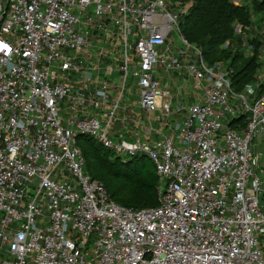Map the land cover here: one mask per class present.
I'll return each mask as SVG.
<instances>
[{"label":"built area","instance_id":"1","mask_svg":"<svg viewBox=\"0 0 264 264\" xmlns=\"http://www.w3.org/2000/svg\"><path fill=\"white\" fill-rule=\"evenodd\" d=\"M182 12L168 0H0V264H264V94L237 92L228 64L205 62ZM116 55L120 90L101 66ZM129 78L146 116L132 140L113 132ZM78 135L146 155L158 204L112 201Z\"/></svg>","mask_w":264,"mask_h":264},{"label":"trees","instance_id":"2","mask_svg":"<svg viewBox=\"0 0 264 264\" xmlns=\"http://www.w3.org/2000/svg\"><path fill=\"white\" fill-rule=\"evenodd\" d=\"M168 1L174 5L178 0ZM263 7L264 0L253 3L255 11ZM249 17L246 7L236 6L230 0H193L191 8L179 20L184 38L200 48L207 64L229 61L234 72L232 86L237 92L254 82L259 63L255 50L258 43L255 47L250 45V54L246 55L242 47L244 39L233 29L235 23L245 26ZM261 86L264 89V85ZM76 143L85 159V171L103 185L112 201L133 209L152 208L158 204L159 179L146 155L115 156L86 135H78Z\"/></svg>","mask_w":264,"mask_h":264},{"label":"rangeland","instance_id":"3","mask_svg":"<svg viewBox=\"0 0 264 264\" xmlns=\"http://www.w3.org/2000/svg\"><path fill=\"white\" fill-rule=\"evenodd\" d=\"M232 4L236 5V6H240V7H246L249 11V22L243 26L241 23H238L240 26H242V39H244V42H246L244 44V47L242 45V47L244 48V50L246 51V46L250 47V45H252L253 47H255V45L258 43L257 48H255L256 50V56H257V61L258 63V68L254 73V82L252 83L253 85V92L256 96H262L264 94V89L261 85H258V87H256L255 85V80L257 79V77H260V79H262L263 84L264 85V54L261 53V51H264V41H263V37H264V7L261 11H255L253 8V3H258L260 1L263 0H230ZM193 5V0H178L175 4V9L183 11L181 15H185L188 10L191 8V6ZM182 17V16H181ZM236 23L233 25V29L235 27ZM98 42H99V46H103V47H110L109 43H106L104 41V39L102 38L101 35H98ZM247 40L250 42L247 43ZM227 46V45H226ZM113 47V51H118V47L117 46H112ZM109 54L111 53L110 50H108ZM110 56V55H109ZM221 62H223L224 64H228L229 61H225L222 60ZM120 64V58L118 55H116L115 57H112L106 61H103L101 63V66L106 67L107 65H111L114 73H115V77H112L111 80L113 79V81L116 83V85L118 86V89L120 90V84H121V80H120V76L116 75L118 67ZM91 74V73H90ZM92 78L95 77V74L93 73V76L90 75ZM90 77V78H91ZM256 78V79H255ZM180 84L186 87V93L189 95V97H191V93H193V87H192V83H187L186 81H182V79L179 81ZM262 87V88H261ZM137 87L135 82L132 81V78H129L126 81V85H125V93L124 96L126 97L125 100H123L120 104V107H122L124 104H131V106L133 108H135L137 106V100L134 98L135 94L137 93ZM196 93L201 92L200 88H196L195 89ZM195 93V94H196ZM195 100L191 99V100H186L184 101V103H187L188 105L193 103ZM67 100L64 99L61 102L60 108L61 110L64 112L67 110Z\"/></svg>","mask_w":264,"mask_h":264},{"label":"crops","instance_id":"4","mask_svg":"<svg viewBox=\"0 0 264 264\" xmlns=\"http://www.w3.org/2000/svg\"><path fill=\"white\" fill-rule=\"evenodd\" d=\"M176 78L178 79L179 77H176ZM162 80H164L165 85L168 86L170 84V81L168 78L163 77ZM180 80H181V78H179V81ZM74 86H77V85H74ZM115 98H116V93L115 92L111 93L110 103L113 102L115 100ZM134 98L137 100V93L135 94ZM181 98H184V101L191 100V99H193V94L191 93V97H189V95L185 91V95L181 96ZM125 99H126V97L124 98V100ZM63 114L65 117H67L68 113H67V111H64ZM79 116L83 117L85 115H79ZM97 116L101 119H104L105 118V112L99 111L97 113ZM116 116L117 117H116V121L114 124L113 132L117 136L124 138V139H127V140H132L133 138L140 136L139 135V127L137 124H135V122L138 119H140V120L142 119L145 121L146 116L143 113H141L140 111H138V100H137V106L135 108H133L131 106V104H124L121 107V109L118 111Z\"/></svg>","mask_w":264,"mask_h":264}]
</instances>
